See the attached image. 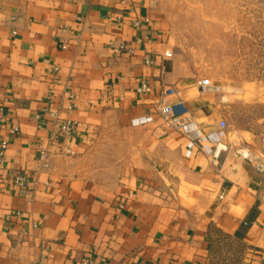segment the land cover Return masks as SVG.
<instances>
[{"label": "crops", "instance_id": "1", "mask_svg": "<svg viewBox=\"0 0 264 264\" xmlns=\"http://www.w3.org/2000/svg\"><path fill=\"white\" fill-rule=\"evenodd\" d=\"M163 16L159 0H0V264H264V179L239 144L187 156L159 115L133 123L178 85L201 126L219 124L163 56Z\"/></svg>", "mask_w": 264, "mask_h": 264}, {"label": "rangeland", "instance_id": "2", "mask_svg": "<svg viewBox=\"0 0 264 264\" xmlns=\"http://www.w3.org/2000/svg\"><path fill=\"white\" fill-rule=\"evenodd\" d=\"M159 3L181 83L211 119L227 121L229 139L264 179V0ZM201 79L210 80L207 92H199Z\"/></svg>", "mask_w": 264, "mask_h": 264}, {"label": "built area", "instance_id": "3", "mask_svg": "<svg viewBox=\"0 0 264 264\" xmlns=\"http://www.w3.org/2000/svg\"><path fill=\"white\" fill-rule=\"evenodd\" d=\"M136 26H140L141 22L136 21ZM127 49L126 45H120L118 50ZM130 50V48H129ZM165 58H172L173 51L166 50L163 54ZM145 62L150 65H155V58L151 54H146ZM58 66L54 65L52 67V72H57ZM210 84V80L201 79L198 81L199 89L206 90ZM139 93H150L152 91V86L143 80L137 87ZM174 96L177 98L176 101H171L169 98ZM155 111L146 115H141L133 119V123L137 125L145 124L150 121L155 120L156 116H160L166 126L171 129L180 131L187 139V150L186 155H192L195 149L208 155L213 161H217L222 152L228 150V143L225 141L229 136L227 121L221 119L219 125L214 129H205L200 123L194 119L184 97L182 96V89L178 85H169L161 90V93L156 97L155 100ZM52 116L57 118L56 113ZM4 108L0 107V127L5 124ZM58 123L61 131L64 133H72L77 125L72 119H64ZM18 126L14 127L16 130ZM8 147V141L6 139H1L0 141V163L5 159L6 149ZM70 154H74L73 151H69ZM49 153L45 148L40 149L39 159L42 161L44 166L48 165ZM14 182L25 187L30 183V178L26 173H18L14 177ZM223 197V195H221ZM16 215L18 217L22 216V213L17 211ZM91 260H87L86 264H91Z\"/></svg>", "mask_w": 264, "mask_h": 264}]
</instances>
